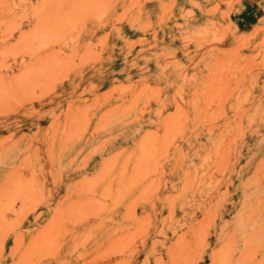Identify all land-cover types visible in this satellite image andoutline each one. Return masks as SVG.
<instances>
[{
	"label": "rangeland",
	"instance_id": "rangeland-1",
	"mask_svg": "<svg viewBox=\"0 0 264 264\" xmlns=\"http://www.w3.org/2000/svg\"><path fill=\"white\" fill-rule=\"evenodd\" d=\"M0 1V264H264V18Z\"/></svg>",
	"mask_w": 264,
	"mask_h": 264
},
{
	"label": "bare ground",
	"instance_id": "bare-ground-1",
	"mask_svg": "<svg viewBox=\"0 0 264 264\" xmlns=\"http://www.w3.org/2000/svg\"><path fill=\"white\" fill-rule=\"evenodd\" d=\"M0 2H1V1H0ZM47 60H48V59L46 58V61H47ZM0 63H1V62H0ZM45 63H46V62H45ZM164 120H166V118H165ZM167 122H168V119H167ZM171 122H172V121H171ZM164 123H165V122H164ZM168 123H170V122H168ZM175 123H177V121H176ZM175 123H174V125H175ZM165 124H166V127H168V126L170 125V124L167 125V123H165ZM176 125H177V124H176ZM164 126H165V125H164ZM177 126H178V125H177ZM166 127H165V128H166ZM175 127H176V126H175ZM175 127H174V128H175ZM167 129H168V128H167ZM171 129H172V128H171ZM171 129H170V131H171ZM177 129H178V128H177ZM163 130H164V129H163ZM165 130H166V129H165ZM166 131H167V130H166ZM166 131H165V132H166ZM176 131H177V130H176ZM163 132H164V131H163ZM163 132H162V134H164ZM168 132H169V131H168ZM169 133H170V132H169ZM172 133H173V132H172ZM175 133H176V132H175ZM167 134H168V133H167ZM170 134H171V133H170ZM170 134H168V135H170ZM176 134H178V133H176ZM180 135H181V133H180ZM159 136H160V135H159ZM176 136H177V135H176ZM163 137H165V136L163 135ZM163 137L160 136V139L163 138ZM166 137H167V136H166ZM168 137H169V136H168ZM168 137H167L166 139H168ZM170 137H171V135H170ZM174 137H175V134H174ZM158 138H159V137H158ZM177 138H178V137H177ZM186 139H187V138H186ZM163 140H165V138H163L162 141H163ZM170 140H172V139L169 138V141H168V140H167V141H168V142H171ZM173 141H174V138H173ZM173 141H172V142H173ZM157 142L159 143V141H157ZM165 142H166V141H165ZM168 142H166V143L168 144ZM163 143H164V142L160 143L159 146H158V144H157V146L160 147L161 144H163ZM166 143H165V144H166ZM100 144H102V143H100ZM165 144H164V145H165ZM168 145H169V144H168ZM168 145H166V146L168 147ZM99 146H100V145H99ZM100 147H101V146H100ZM100 147H99V148H100ZM102 147H103V145H102ZM102 147H101V148H102ZM92 148H94V147H92ZM99 148H98V149H99ZM103 148H105V147H103ZM156 148H157V147H156ZM154 149H155V148H154ZM154 149H153V151H155ZM162 149H164V147H162ZM160 150H161V148H160ZM86 151H87V150H86ZM95 151H96V150H95ZM158 151H159V149H158ZM179 151H180V150H179ZM159 152H160V151H159ZM86 153H87V152H86ZM88 153H89V148H88ZM88 153H87V154H88ZM90 153H91V152H90ZM149 153H150V152H149ZM151 153H152V152H151ZM153 154H154V153H153ZM176 154H179V155H180V153H178V151H177ZM82 155H84V154H82ZM82 155H81V158H84V157H82ZM109 155H111V154H109ZM179 155H178V156H179ZM156 156H159V155H156ZM176 156H177V155H176ZM174 158L176 159L177 157H174ZM110 159H112V157H111ZM107 160H109V159H107ZM110 161H111V160H110ZM175 161H176V160H175ZM180 161H181V160H180ZM109 163H110V162H109ZM190 163H191V162H190ZM109 165H110V164H109ZM132 166H133V165H132ZM137 167H139V166H137ZM137 167H136V168H137ZM193 167H194V166H193ZM133 168H134V167H133ZM140 168H141V167H140ZM148 168H151V167L148 166ZM148 168H146V171H147ZM186 171H187V170H186ZM135 172H136V171H134V173H135ZM103 173L105 174V172H103ZM128 174H129V173H128ZM136 174H137V173H136ZM120 175H121V173H120ZM140 175H141V174H140ZM130 176H131V175H130ZM134 176H136V175H134ZM138 176H139V174H138ZM183 176H184V175H183ZM186 176H187V174H186ZM100 177H101V176H100ZM93 178H95V177H93ZM127 178H128V177H127ZM131 178H132V177H131ZM191 178H192V177H191ZM90 179H91V178H90ZM184 179H186V178L184 177ZM188 179H190V178H188ZM188 179H186V180H188ZM92 180H93V179H92ZM128 180H129V179H128ZM108 181H109V179H108ZM184 181H185V180H184ZM188 181H189V180H188ZM188 181H185V182H188ZM190 181H191V179H190ZM190 181H189V183H190ZM80 182H83V181H80ZM91 182H92V181H91ZM185 182H184V183H185ZM189 183H188V184L185 183V185H189ZM57 184H58V183H57ZM73 184H74V183H73ZM84 184H86V183H84ZM88 185H89V184H88ZM107 185H108V184H107ZM113 185H114V184H113ZM67 186H68V185H67ZM183 186H184V185H183ZM83 187H84V186H83ZM83 187H82V189H83ZM91 187H93V186L91 185ZM66 188H67V187H66ZM66 188H65L64 191H66ZM51 189H52V188H51ZM83 190H84V189H83ZM108 190H109V189H108ZM114 190H115V189H114ZM119 190H120V189H119ZM142 190H143V189H142ZM75 191H76V190H75ZM139 191H141V189H140ZM80 192H82V191L80 190ZM80 192H79V193H80ZM114 192H115V191H114ZM118 192H119V191H118ZM118 192H116V193H118ZM142 192H144V191H142ZM142 192H141V193H142ZM77 193H78V192H77ZM108 193H109V192H108ZM190 193H191V192H190ZM67 194H69V193H67ZM81 194H82V193H81ZM138 194H140V193H138ZM191 194H192V193H191ZM82 195L84 196V194H82ZM100 195H101V194H100ZM121 196H122V195H121ZM136 196H137V195H136ZM136 196H133V197H136ZM65 197H66V196H65ZM65 197H64V198H65ZM92 197H93V196H92ZM92 197H91V199H92ZM100 197H101V196H100ZM105 197H107V196L105 195ZM112 197H113V196H112ZM116 197H117V196H116ZM138 197H140V196L138 195ZM191 197H192V196H191ZM64 198H63V199H64ZM78 198H79V197H78ZM80 198H81V197H80ZM80 198H79V199H80ZM114 199H115V198H114ZM114 199H113V200H114ZM116 199H117V198H116ZM131 199H133V198H131ZM131 199H129V200L131 201ZM137 199H138V198H137ZM186 199H187V198H186ZM88 200H89V199H88ZM88 200H87V201H88ZM134 200H136V199H134ZM134 200H133V201H134ZM187 200H188V199H187ZM68 201H69V200H68ZM74 201H76V199H75ZM130 201H129V202H130ZM133 201H132V202H133ZM138 201H139V199H138ZM62 202H64V200H63ZM69 202H70V201H69ZM76 202H78V201H76ZM83 202L85 203L86 200L83 201ZM92 202H93V201H92ZM94 202H95V201H94ZM110 202H112V201H110ZM129 202H128V204H129ZM132 202H130V203H132ZM173 202H174V201H173ZM58 203H59V202H58ZM64 203H65V202H64ZM84 203H82V204L84 205ZM89 203H91V202L89 201ZM126 203H127V202H126ZM62 204H63V203H62ZM65 204H67V203H65ZM68 204H69V203H68ZM79 204H80V202H79ZM99 204H100V203H99ZM132 204L135 205L136 202H135V203H132ZM74 205H76V203H75ZM97 205H98V204H97ZM113 205H114V202H113ZM133 205H131V206H133ZM152 205H153V204H152ZM55 206H57V202H56V205H55ZM58 206H59V205H58ZM63 206H64V205H62V207H63ZM92 206H93V205H92ZM94 206H95V205H94ZM125 206H126V205H125ZM127 206H128V205H127ZM59 207H60V206H59ZM70 207H71V206H70ZM73 207H74V206H73ZM73 207H72V208H73ZM82 207H83V206H81V208H82ZM85 207H86V206H85ZM115 207H116V206H115ZM55 208H56V207H55ZM57 208H58V207H57ZM64 208H65L66 210L68 209V208H66V207H64ZM64 208H63V210H65ZM75 208H76V207H75ZM105 208H107V207H105ZM110 208H111V207H110ZM110 208H108V209H110ZM70 209H71V208H70ZM76 209H77V208H76ZM87 209H88V208H87ZM111 209H112V208H111ZM125 209H126V207H125ZM125 209H124V210H125ZM72 210H74V209H72ZM83 210H84V209H83ZM96 210H97V208H96ZM127 210H129V209H126V211H124V213L126 212V215H127ZM130 210H131V209H130ZM130 210H129V211H130ZM55 211H57V210H55ZM68 211H69V210H68ZM76 211H77V210H76ZM85 211H86V210H85ZM85 211H84V213H85ZM87 211H89V210H87ZM107 211H108V210H107ZM111 211H112V210H111ZM61 212H62V211H61ZM90 212H91V210H90ZM114 212H116V211H114ZM56 213H57V212H56ZM69 213H70V212H69ZM72 213L74 214V212H72ZM78 213H79V212H78ZM92 213H93V212H92ZM92 213H91V214H92ZM129 213H131V212H129ZM170 213H171V211H170ZM73 214H72V215H73ZM75 214H77V213H75ZM86 214H88V213H86ZM137 214H138V213H137ZM50 215H51V214H50ZM55 215H56V214H55ZM82 215H84V214L82 213ZM92 215H93V214H92ZM132 215H134L133 212L131 213V216H132ZM85 216H86V215H85ZM87 216H88V215H87ZM95 216H96V215H95ZM131 216H130L129 219L132 218ZM138 216H139V215H138ZM49 217L51 218V216H49ZM53 217H54V216H53ZM56 217H57V216H56ZM70 217H71V216H70ZM79 217H80V215H79ZM83 217H84V216H83ZM83 217L80 218V219H83ZM124 217H125V216H124ZM59 218H60V215H59ZM85 218H86V217H85ZM85 218H84V219H85ZM139 218H140V216H139ZM139 218H138V221H139ZM51 219H52V218H51ZM72 219H73V218H72ZM122 219H123V218H122ZM126 219H127V217H126ZM126 219H124V220H126ZM56 220H57V219H56ZM61 220H62V219H61ZM69 220H70V218H69ZM134 220H135V219H134ZM136 220H137V219H136ZM143 220H144V219H143ZM143 220L141 219L140 221H143ZM67 221H68V220H67ZM72 221H74V219H73ZM72 221H71V222H72ZM94 221H95V220H94ZM138 221H137V222H138ZM59 222H60V221H59ZM63 222H64V220H63ZM76 222H77V221H76ZM137 222H136V223H137ZM56 223H57V222H56ZM60 223H61V222H60ZM74 223H75V222H74ZM100 223H101V222H100ZM48 224H49V221H48ZM94 224H95V223H94ZM101 224H102V223H101ZM57 225H58V223H57ZM59 225H60V224H59ZM130 225H131V224H130ZM142 225H143V223H142ZM191 225H192V224H191ZM53 226H54V224H53ZM55 226H56V225H55ZM94 226H96V225H94ZM136 226H137V225H136ZM57 227H58V226H56V228H57ZM118 227H120V225H119ZM50 228H51V226H50ZM122 228H123V227H122ZM122 228H120V230H121ZM130 228H131V227H130ZM134 228H136V227H134ZM141 228H142V226H141ZM193 228H194V227H193ZM193 228H192V230H193ZM53 229H55V228H53ZM58 229H59V228H58ZM74 229H75V228H74ZM88 229H89V228H88ZM94 229H95V228H94ZM138 229H139V228H138ZM65 230H66V228H65ZM86 230H87V229H85V231H86ZM111 230H112V229H111ZM140 230H141V229H140ZM192 230H191V231H192ZM57 231H58V230H57ZM73 231H74V230H73ZM115 231H117V230H115ZM49 232H50V231H49ZM49 232H48V233H49ZM63 232H64V228H63ZM63 232H62V233H63ZM65 232H66V231H65ZM69 232H70V231H69ZM96 232H97V231H95V233H96ZM108 232H109V231H108ZM124 232H125V231H124ZM138 232H140V231H138ZM141 232H142V231H141ZM193 232H194V231H192L191 233H193ZM70 233H71V232H70ZM75 233H76V231H75ZM88 233H89V232H88ZM110 233H111V232H110ZM54 234H55V233H54ZM84 234H85V233H84ZM90 234H93V233L91 232ZM122 234H123V233H122ZM122 234H121V236H122ZM61 235H63V234H61ZM70 235H71V234H70ZM72 235H73V233H72ZM117 235H118V234H117ZM117 235H116V236H117ZM52 236H53V234H52ZM55 236H57V235H55ZM90 236H91V235H90ZM107 236H110V235H106L105 237H107ZM130 236H131V235H130ZM66 237H67L66 235H63V237H62V238H63V243H62V245L67 241V238H66ZM72 237H73V236H72ZM83 237L85 238V237H87V236H84V235H83ZM83 237H80V240H81ZM110 237H111V236H110ZM119 237H120V235H119ZM119 237H118V238H119ZM57 238H58V237H57ZM118 238H117V239H118ZM124 238H126L125 235H124ZM124 238H123V239H124ZM128 238H129V237H128ZM53 239H56V238L53 237ZM78 239H79V238H78ZM109 239H110V238H109ZM115 239H116V238H115ZM115 239H114V240H115ZM50 240H51V239H50ZM59 240H60V239H59ZM114 240L111 239L112 242H113ZM132 240H133V239H132ZM55 241H56V240H55ZM81 241H82V240H81ZM111 241L108 242V244H112ZM119 241H121V240L119 239ZM139 241H141V240H139ZM76 242H77V241H76ZM82 242H83V241H82ZM123 242H124V241H123ZM132 242H133V241H132ZM132 242H131V243H132ZM187 242H188V241H186V243H187ZM189 242H191V241H189ZM74 243H75V242H74ZM80 243H81V242H80ZM114 243H115V242H114ZM121 243H122V241H121ZM121 243H120V244H121ZM126 243H127V242H126ZM126 243H125V246H126ZM50 244H51V243H50ZM54 244H55V243H54ZM54 244H53V245H54ZM59 244H60V243H59ZM78 244H79V243H78ZM108 244H107V245H108ZM116 244L119 246L118 243H116ZM80 245H81V244H80ZM107 245H105V247H106ZM122 245H123V244H122ZM51 246H52V245H51ZM58 246H59V245H58ZM58 246H57L56 249H58ZM76 246H77V245H76ZM110 246H112V245H110ZM123 246H124V245H123ZM113 247H114V244H113ZM113 247H111V248H113ZM121 247H122V246H121ZM126 247H127V246H126ZM126 247H125V248H122V249H127ZM175 247H176V246H175ZM187 247H189V246H187ZM59 248H60V247H59ZM72 248H73V246H72ZM115 248H116V246H115ZM172 248H173V247H172ZM177 248H178V247H177ZM177 248H176V250H177ZM53 249H54V247H53ZM73 249H74V248H73ZM107 249H108V248H107ZM118 249L120 250L121 248H118ZM118 249H116V251H117ZM188 249L191 250V248H188ZM105 250H106V249H105ZM114 250H115V249H114ZM119 250H118V251H119ZM169 250H170V249H169ZM169 250H168V251H169ZM109 251H110V250H109ZM51 252H52V253H55V252H53V250H52ZM51 252H50V253H51ZM66 252H67V251H66ZM71 252H72V251H71ZM83 252H84V251H83ZM111 252H112V251H111ZM120 252H121V251H120ZM86 253H87V252H86ZM86 253H84V254H86ZM99 253H100V252H99ZM180 253H181V252H180ZM173 254H175V253H173ZM178 254H179V253H178ZM92 255H93V254H92ZM94 255H95V254H94ZM52 256H53V255H52ZM82 256H83V255H82ZM105 256H106V255H105ZM173 256H174V255H173ZM77 257H79V255H77ZM94 257H95V256H94ZM103 257H104V256H103ZM107 257H108V256H107ZM174 257H176V256H174ZM174 257H173V258H174ZM177 257H178V255H177ZM57 258H58V257H57ZM61 258H63V257H61ZM89 258H90V257H89ZM91 258H92V257H91ZM173 258H172V259H173ZM170 259H171V258H170ZM172 259H171V260H172ZM56 260H57V259H56ZM58 260H59V259H58ZM61 260H62V259H61ZM64 260H65V259H64ZM174 260H175V258H174ZM174 260H173V261H174ZM175 261H176V260H175ZM175 261H174V262H175ZM61 262H62V261H60V263H61ZM81 262H82V261H81ZM62 264H63V263H62ZM81 264H82V263H81Z\"/></svg>",
	"mask_w": 264,
	"mask_h": 264
},
{
	"label": "crops",
	"instance_id": "crops-1",
	"mask_svg": "<svg viewBox=\"0 0 264 264\" xmlns=\"http://www.w3.org/2000/svg\"><path fill=\"white\" fill-rule=\"evenodd\" d=\"M238 3L239 7H237V9H242L243 11L239 14L241 16H238L237 24L244 21L243 19H248V24H255L257 21L259 22V20L264 18V0H238L237 3L233 4V8H235Z\"/></svg>",
	"mask_w": 264,
	"mask_h": 264
}]
</instances>
